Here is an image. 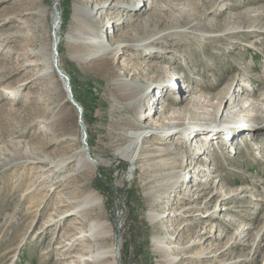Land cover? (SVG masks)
<instances>
[{
  "label": "rangeland",
  "instance_id": "374dc122",
  "mask_svg": "<svg viewBox=\"0 0 264 264\" xmlns=\"http://www.w3.org/2000/svg\"><path fill=\"white\" fill-rule=\"evenodd\" d=\"M103 1L84 0L97 22ZM119 1L128 11L122 24L105 29L102 44L110 48L119 37L146 43L143 49L130 46L103 65L72 58L67 39L75 32L76 3L58 0V58L49 77L38 49L52 41L53 0H0V264H67L57 247L70 225L81 228L69 225L77 217L67 211L49 231L41 228L62 195L86 192L100 197L106 245L118 244L117 264H264V123L248 117H264V0ZM158 64L162 70L150 68ZM63 78L75 103L65 101ZM160 82L176 89L153 92V106L147 88L139 114L127 105L132 93ZM188 88L204 103L196 112L186 106ZM234 88L236 100L230 109L224 100L218 117L231 119L252 100L263 106L257 113L250 104V115L228 122L236 135L174 132L158 139L148 132L133 159L119 152L145 121L166 123L174 108L186 117L213 116L203 112L212 111L208 103ZM84 138L90 170L53 193L54 176L75 166ZM32 154L66 159L55 165L32 161ZM149 211L159 216L151 219ZM160 236L166 249L154 242ZM82 244L70 253H81Z\"/></svg>",
  "mask_w": 264,
  "mask_h": 264
},
{
  "label": "bare ground",
  "instance_id": "6f19581e",
  "mask_svg": "<svg viewBox=\"0 0 264 264\" xmlns=\"http://www.w3.org/2000/svg\"><path fill=\"white\" fill-rule=\"evenodd\" d=\"M57 1L58 0H53V13H52V21H51L52 41L49 44V46L46 47L41 46L38 49V55L40 57V60L44 63L43 72L46 73V75L49 77L52 76L54 73L53 68L56 67L57 58H58V43H59L58 29L60 25V19H59L60 14L57 12V8H56ZM74 1L76 5L74 7L72 18L73 21L76 23L75 32L72 38L68 36L67 39V41L69 42L68 44L71 46L72 58L80 62L90 61L91 63L97 65H103L106 62H108V60L112 59L113 61L115 57H119L120 55L125 53V51L128 50L130 46L133 49V51L136 50L137 52L138 50L143 49L144 45H146V43H128L123 41L119 37H116V39L113 42L114 45H112V47L110 48L106 46L104 47V45L102 44L100 36H102L105 29L110 26L113 27L114 24L117 26V23L122 24L124 21L122 19V14L124 11H128L125 10L124 6L120 4L119 0H105L102 3H99L98 9L100 7L102 8L100 13H101V19H103V21H98V22L93 19L96 12L93 13L92 9L90 10L85 8L84 0H74ZM86 1H91V0H86ZM131 3L134 6L138 4L136 0H133ZM163 37L164 35L153 37V39H151L149 42L150 44H152L154 42L162 41L161 39H163ZM151 55H159L160 57H162L164 53L159 54L158 52L155 53L153 52L151 53ZM144 62L145 61H143V63ZM141 66L144 65L141 64ZM160 66L161 65L158 64L153 67L150 66V68L155 71L157 69L162 70L163 68H160ZM146 69L147 72L150 71L149 68ZM151 82L154 81L151 80ZM159 84L161 85L151 83L144 89H140L141 90L140 92L137 91L136 93H132L131 96L129 97L130 99L127 105L131 109L136 111L137 114H139L141 112L140 110L141 103L145 95V90L147 91V88L152 87L151 93L146 92L145 97L151 99L152 104L154 106L155 98L152 97V93L153 92H155V94L163 93L165 89L169 87L170 89L172 88L171 85L167 83H165L166 85L161 82ZM60 86L63 90H66V93L69 94L68 97H65L66 98L65 101L73 100L70 89H68L69 86L66 79L63 78L60 80ZM174 88L176 89V87ZM191 92L193 93L194 91L192 89L189 90V88L185 90L186 94H184L185 95L184 99L186 100V106L189 108V111L196 112V110L203 107L204 103H200V99L198 98V96H193ZM239 92L240 89L238 88H234L233 92L231 93L229 90H226L224 93L219 94L218 102L211 101V103H208V106L213 107L212 111L207 110L205 108L203 112L213 114V116L210 117L202 116V115L198 116L195 115V113L192 114L190 112L186 117L181 113L182 110H179L177 112L176 110H174L175 109L174 108L170 110L173 112L169 115V118L166 123L160 122L158 118L156 120L151 119L150 121L149 120L145 121L143 125L140 126L138 129L130 132L129 134L130 142L128 143L127 146L119 149V152L122 155H125L130 159H133L134 153L136 152V150H138L137 148L139 147V144L141 142L143 143V141L146 140L144 137L148 132L150 133V135L153 136L152 138L156 137L158 139L166 133H174V132H180V134H182L185 138H189L191 135H194L195 133L201 135L202 133H208V132L217 133L219 131H223L226 134H231L232 136H234V134L236 135L237 133H234L233 130L236 129L237 126L236 127L235 125L232 126L233 124H229L228 122H233L234 120H236L237 117L241 120L242 117H245L244 115H250L248 113L245 114L247 111H250L247 108V106L250 104L253 105L251 107L254 108L257 111V113L261 109V107H263L261 103H258L261 106L260 107L258 104H256L255 101L252 100L247 106H245V102H244L240 104L235 111H232L234 116L231 117V119L229 118L222 119V116L218 117L216 115L217 114L216 110L220 109V105L223 104V101L227 99L225 103V107H227V109H230L232 107L233 100H236V95ZM262 100H264V98H262ZM176 101L177 102L175 103H179L180 98L177 99ZM72 102L75 101L73 100ZM163 103L164 105L166 104L165 102ZM161 109L165 110V106H163ZM248 117H250L252 121H261L264 123V117L260 114L259 115L255 114ZM255 118H259L260 120H255ZM198 119H200L201 121H198ZM214 122L215 125H217V127H212L214 126L213 125ZM177 127H179V129L175 130ZM238 130L244 131L243 125L242 127L238 128ZM82 135L83 137L86 136V132L81 133L79 135H73L71 136V139L74 142L79 141V139L81 140ZM203 144L204 143H201L200 148H203L204 150L205 147L203 146ZM86 145L88 144L86 143L84 138V141H81V145L77 149L78 152L77 161L73 168L67 169L65 172L63 171L66 168L59 169L61 174L58 172L54 176L53 181L51 182L52 184L50 185V190L53 193L56 191V189H63L66 183L71 181L73 176L75 177L76 175H79L80 177L81 175H83L84 172L90 170V166L93 163H92V158H90L91 156H89L88 148H86ZM161 149L164 150V148ZM189 153L190 150L186 148L185 154L182 153V156H185L186 154L188 155ZM29 157H30L29 159H31L32 161L38 160L48 163H54L55 165H56V161H65L66 159L65 158L66 156L62 158H51L46 155L34 156L33 154ZM180 166H182V163ZM200 168L202 167L198 166V171L201 170ZM178 172L179 171H176V176L179 175ZM84 183L85 182H83L81 185H84ZM76 186L77 185L75 184V187ZM61 197H63V199H60V201L57 202V207L55 208L54 212L51 215H49V217H46L45 222L48 224L46 226H43L41 229L42 231L46 229L49 231L50 229H52L53 226H55L58 223L59 219L63 216L62 214H65V212L67 211H71V213H73L77 217V219L70 222L69 225L75 223H79V224L81 223V228L79 230H76L74 225L73 227L72 225H70V228H67L65 232L61 233L62 238L60 237L61 239L57 247L59 252L65 253L66 256L65 257L63 256L65 259L69 258L66 263L74 264V261H76L78 264H83V263L84 264H117V260L119 258L118 244L111 243L109 245H106L110 230L107 228L106 222L99 217L100 197L98 195L92 194L91 192H86L82 197L79 198L74 196L69 200L67 199L68 196L66 194L62 195ZM190 208H191L190 206H187L183 209L186 212H188L190 211ZM149 216L152 219L158 217L159 214H157L155 211H149ZM56 217L58 218L57 220ZM115 223L117 224L116 225L117 228H119L120 225L117 223L116 220ZM164 237L161 236L156 237L154 241L155 244L160 245L162 249H166ZM83 242L85 244L82 245L86 248L82 250L81 253L78 254L70 253L76 248V246L81 245V243ZM70 257L71 258L74 257V259H70Z\"/></svg>",
  "mask_w": 264,
  "mask_h": 264
},
{
  "label": "water",
  "instance_id": "95a60500",
  "mask_svg": "<svg viewBox=\"0 0 264 264\" xmlns=\"http://www.w3.org/2000/svg\"><path fill=\"white\" fill-rule=\"evenodd\" d=\"M69 95V94H68ZM73 103H75V102H73Z\"/></svg>",
  "mask_w": 264,
  "mask_h": 264
}]
</instances>
